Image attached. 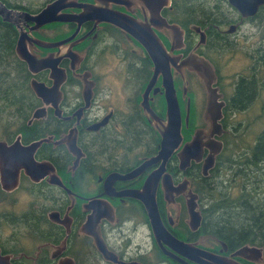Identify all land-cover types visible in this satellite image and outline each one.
<instances>
[{"label":"flooded vegetation","instance_id":"flooded-vegetation-1","mask_svg":"<svg viewBox=\"0 0 264 264\" xmlns=\"http://www.w3.org/2000/svg\"><path fill=\"white\" fill-rule=\"evenodd\" d=\"M182 1L169 0L160 9L167 25H155L140 0L111 2L112 9L148 23L157 34L166 51L157 72L142 43L109 22L89 20L78 29L76 23L52 22L31 31L32 22H20L27 32L28 50L39 59L57 60L65 76L60 93L48 96L51 103L34 94L36 103L28 118L20 126L3 130L6 135L0 139L11 144L20 136L21 144H29L33 140L25 135L26 126L33 124L41 133L37 139L52 136L34 153L38 162L51 163L50 173L42 171L43 176L33 181L21 169L16 189L5 191L0 184V192L7 196L22 187L28 191L23 207L0 210V253L9 256L11 264H57L64 257L72 258L74 264H264V197L252 217L255 223H243L234 211L228 216L231 200L249 195L241 192L242 182L239 186L234 172L227 184L223 182L222 162L226 156L234 166L240 156L236 150L240 139L235 140V153L228 154L239 130L252 124L264 127V3L250 13V4L243 12L230 0H184L194 1L195 7L186 4L178 9ZM210 6L215 11L207 13ZM63 11L77 13L81 8ZM34 37L41 43L34 44ZM69 37L59 46L44 45ZM195 57L211 67L210 87L215 93L192 68ZM207 65L203 73L209 74ZM51 71L41 66L36 74L28 70L30 79L35 77L49 87L60 79ZM168 71L180 111L182 142L164 164L169 179L163 181L161 175L155 191L162 224L171 236L157 241L145 202L127 192L143 190L161 164L131 175L160 148V131L168 120ZM240 78H245V86L239 87ZM37 107H42V117L28 123ZM70 129L75 132V153L66 143H54ZM197 129L206 135L200 153L181 167L178 153ZM251 155L249 151L248 159ZM113 173L122 177L115 178ZM221 181L224 198L214 187ZM188 202L195 203L198 220L190 214ZM24 236H30L29 242L23 241ZM244 245L259 252L238 253ZM200 251L219 261L210 262Z\"/></svg>","mask_w":264,"mask_h":264},{"label":"water","instance_id":"water-1","mask_svg":"<svg viewBox=\"0 0 264 264\" xmlns=\"http://www.w3.org/2000/svg\"><path fill=\"white\" fill-rule=\"evenodd\" d=\"M95 3H81L76 2L75 0H52L49 1L45 6L41 8L36 13H30L24 9H14L8 7L2 0H0V18L8 23H11L16 26L18 29V38L15 44V54L16 56L26 63L28 70L32 74L38 72L39 66L41 67H51L53 72L60 78L56 83L55 81L49 87L45 83L38 81L35 77H32L29 80V85L33 93L43 99L45 104L51 103L52 99L48 96L50 94H59V87L64 79V71L61 68H58V61L50 60V58L39 59L33 53H31L27 48V43L25 36L27 34L26 30L20 25V22L28 23L32 22V25L29 26V31L36 30L43 25L52 23V22H71L77 24V29L81 26L82 23L92 20L95 21V24L100 22H109L124 32L129 33L133 37L137 38L142 45L145 47L151 58L155 63V72L160 69L162 64V55L166 53L163 44L158 38L157 34L154 32L153 28L148 23H142L135 19H129L126 17L124 12L117 11L116 9L111 8V2L118 3V0H95ZM142 5H145L149 8L151 13V21L155 22L154 24H165L166 21L162 19L160 15V9L163 6L168 5L169 0H140ZM230 2L239 8L241 11H244V7L247 4H250L251 11L253 13L257 5L264 3V0H230ZM124 4V2H119ZM68 7H80L81 11L77 13L64 12L63 9ZM94 30V29H93ZM74 34L71 36L73 37ZM71 37L61 40L58 42H44V45L47 47L59 46L62 45L65 41L69 40ZM32 42L34 44L41 43V40L33 38ZM51 62L50 64H48ZM207 63L199 58L195 57L194 66L192 68L199 72L206 80L207 86L212 93H215V89L210 87V83L213 82V73L211 67L207 65L209 74L203 73L206 71ZM154 81V76L152 82ZM166 88V99H167V124L160 131L162 140L160 143V148L158 153L151 157L148 160L143 161L137 168L131 171V175L135 176L137 173H140L144 168L148 167L153 163H158L161 161L160 166L152 171V173L147 178L143 190L128 191L127 194L136 198H139L145 202L147 214L151 223V226L155 232L156 240L160 241L162 237L168 239L171 236L165 230L159 212L157 208V203L155 201V191L159 182L161 175L163 176L162 180H168L169 177L164 173V164L171 157L175 150L179 149L182 136H181V117L179 106L177 103V98L175 95V89L171 79L170 71L167 72V82H165ZM90 91V87L87 89ZM86 91V92H87ZM56 106V104H54ZM43 109L42 107H37L34 109L31 118L28 123H31L34 119L42 117ZM104 122V121H103ZM74 129H70L69 132L64 135L62 138L54 141L55 144L66 143L69 149L75 153L76 149V139ZM206 138L205 132L202 129H197L192 135L190 141L184 143L180 152L178 153L180 158V165L184 167L188 164L189 159L194 155L200 153L201 142ZM52 136L44 137L40 139L33 140L29 144L23 145L20 143V136H17L15 140L8 144L5 140H0V184L1 188L5 191H12L16 189L19 185L20 170L23 169L24 173L28 175L31 180L38 181L42 176L43 172L46 171L50 173L53 170L51 163L47 161L38 162L34 153L37 148L45 141H50ZM77 153V158L79 157ZM208 164L204 167L203 174L206 175L207 168L212 161V155L208 158ZM117 173H113V175ZM122 177L119 174L117 177ZM114 178V179H115ZM57 183V181H56ZM170 189H174L171 186ZM150 190V192H149ZM195 203L188 202V210L190 214L197 215L194 218L199 219V214L194 211ZM53 213H49V218L53 220ZM89 221H87L88 224ZM97 220L95 221V223ZM259 252V249L254 246H242L237 252L245 255L247 252ZM236 252V253H237ZM200 253L210 262H218L214 255L206 251H200ZM219 258V257H218ZM0 264H11L9 261V256H4L0 253ZM57 264H74L73 259L70 257H64L58 261ZM124 264H135V262Z\"/></svg>","mask_w":264,"mask_h":264},{"label":"rangeland","instance_id":"rangeland-1","mask_svg":"<svg viewBox=\"0 0 264 264\" xmlns=\"http://www.w3.org/2000/svg\"><path fill=\"white\" fill-rule=\"evenodd\" d=\"M186 4L195 7L194 1L185 3L184 0L179 3L177 7L178 9H184ZM205 11L207 13H212L215 10L210 6L207 7ZM240 79L243 81V83L239 87L245 86V78ZM238 106L240 105H237V107ZM5 135L6 134L3 132V129L0 128V139H4ZM236 139H240L242 144L240 142L238 143V141H235ZM236 143H238L239 146L236 147L238 152L237 154H240V156L236 159L234 166L231 164V162L234 161L229 160L225 156L224 161H222L225 166L223 169V182L227 184V182L232 179L234 172V178L238 179L239 186L242 182L240 187L241 192L249 196L248 198L240 196L236 200H231L230 215L228 216L232 217L231 213L234 211V214H237L238 217L244 221L243 223H252L254 220L252 217L258 212V202L264 197V127H260L259 124H252L247 128L243 127V129L239 130L234 136L233 143L228 146L229 148L233 146V149L228 154L235 153L234 145ZM249 151H251L253 155H251L248 159ZM223 182L221 181L214 185L222 197L226 196L225 191L222 193L220 191L221 187L223 186ZM27 193L28 191L25 187H22L19 192L12 196H7L5 195L6 193L0 192V210L9 207L20 209L26 204L28 200ZM243 213L244 218L242 217ZM29 237L24 236L23 241L26 240L25 243L29 242Z\"/></svg>","mask_w":264,"mask_h":264},{"label":"trees","instance_id":"trees-1","mask_svg":"<svg viewBox=\"0 0 264 264\" xmlns=\"http://www.w3.org/2000/svg\"><path fill=\"white\" fill-rule=\"evenodd\" d=\"M2 1L8 7L36 13L52 0ZM17 36L15 26L0 18V128L3 130L10 127V125L12 127L20 126L28 118L36 103V98L29 85L30 73L24 62L19 60L14 52ZM26 128L25 135H31L30 140L39 138L38 135L41 133L37 130L35 124L26 126ZM206 191L208 204L212 205V197Z\"/></svg>","mask_w":264,"mask_h":264}]
</instances>
